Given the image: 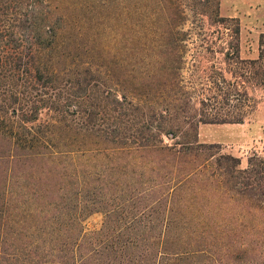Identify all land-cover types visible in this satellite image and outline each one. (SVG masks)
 Here are the masks:
<instances>
[{"label": "trees", "instance_id": "trees-1", "mask_svg": "<svg viewBox=\"0 0 264 264\" xmlns=\"http://www.w3.org/2000/svg\"><path fill=\"white\" fill-rule=\"evenodd\" d=\"M211 1L0 0V264H264V157L199 139L264 90V33L196 101L183 24Z\"/></svg>", "mask_w": 264, "mask_h": 264}, {"label": "rangeland", "instance_id": "rangeland-1", "mask_svg": "<svg viewBox=\"0 0 264 264\" xmlns=\"http://www.w3.org/2000/svg\"><path fill=\"white\" fill-rule=\"evenodd\" d=\"M186 10L183 28L187 33V50L182 73L186 86L198 91L193 94L198 101L204 97L202 88L211 85L210 78H217L219 72L232 80L230 71L234 66L225 61L224 54L230 40L239 41L241 59L258 57L259 40L264 33V0H213L207 6L191 3ZM156 20L154 17L147 22L143 18L134 23L138 28H146L154 34L160 31L161 26ZM238 28L240 32L236 35ZM147 68L140 65L135 73L145 72ZM243 86L254 99V105L247 109L244 121L201 124L199 139L219 144L221 152L239 157L241 166L246 167L253 153L264 157V90L248 84ZM104 219L102 210L90 212L84 217V232L99 231Z\"/></svg>", "mask_w": 264, "mask_h": 264}, {"label": "crops", "instance_id": "crops-1", "mask_svg": "<svg viewBox=\"0 0 264 264\" xmlns=\"http://www.w3.org/2000/svg\"><path fill=\"white\" fill-rule=\"evenodd\" d=\"M200 135H202V133H199ZM204 142H206V141H204Z\"/></svg>", "mask_w": 264, "mask_h": 264}]
</instances>
